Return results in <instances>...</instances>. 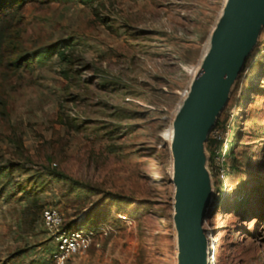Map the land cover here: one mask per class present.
Here are the masks:
<instances>
[{"label": "rangeland", "instance_id": "obj_1", "mask_svg": "<svg viewBox=\"0 0 264 264\" xmlns=\"http://www.w3.org/2000/svg\"><path fill=\"white\" fill-rule=\"evenodd\" d=\"M225 3L28 0L31 63L0 67V264H54L47 207L92 234L65 264H179L169 130ZM202 150L209 264H264V4Z\"/></svg>", "mask_w": 264, "mask_h": 264}, {"label": "water", "instance_id": "obj_2", "mask_svg": "<svg viewBox=\"0 0 264 264\" xmlns=\"http://www.w3.org/2000/svg\"><path fill=\"white\" fill-rule=\"evenodd\" d=\"M263 4L264 0L230 1L214 41L213 55L203 54V71L200 70L175 119L177 217L174 219L181 238L179 264H204L202 223L207 209L205 212L202 209L204 200L209 198L205 196L202 173V144L213 127L214 113L222 109L229 88L253 46Z\"/></svg>", "mask_w": 264, "mask_h": 264}, {"label": "trees", "instance_id": "obj_3", "mask_svg": "<svg viewBox=\"0 0 264 264\" xmlns=\"http://www.w3.org/2000/svg\"><path fill=\"white\" fill-rule=\"evenodd\" d=\"M27 3L28 0H0V67L4 72L10 73L31 63V55L24 49L20 35ZM57 54L64 63L70 61L64 52Z\"/></svg>", "mask_w": 264, "mask_h": 264}, {"label": "built area", "instance_id": "obj_4", "mask_svg": "<svg viewBox=\"0 0 264 264\" xmlns=\"http://www.w3.org/2000/svg\"><path fill=\"white\" fill-rule=\"evenodd\" d=\"M226 149L227 140L223 143L222 150L216 152L219 161L224 160ZM41 221L50 231L55 241V250L52 254L54 264H65L70 257L84 251L91 242V232L61 229L62 217L52 207H47L42 210Z\"/></svg>", "mask_w": 264, "mask_h": 264}, {"label": "bare ground", "instance_id": "obj_5", "mask_svg": "<svg viewBox=\"0 0 264 264\" xmlns=\"http://www.w3.org/2000/svg\"><path fill=\"white\" fill-rule=\"evenodd\" d=\"M230 1L231 0H226V3H225V9L223 10V13H222V19L224 20L225 16H226V12H227V9H228V6L230 4ZM221 18V17H220ZM208 41H209V47H208V50L206 51V53L210 52V55L212 56L213 55V51H214V42L212 40V37H209L208 38ZM202 62L204 61V57L202 56ZM205 65V63H203ZM202 68V69H201ZM203 66H202V63L200 64L199 66V71L202 70L203 71ZM197 73V70L195 72V75ZM217 112L214 113L213 115V119L217 116ZM172 125V129L169 130L170 132V141H171V144H170V149H171V154H172V182H173V185L176 181V166H177V163H176V154H175V150H174V143H175V137H176V123L175 121L171 124ZM208 202H210V199H205L204 202H203V209L202 211L205 212V210L207 209V206H208ZM173 210H174V216H176V201H175V187H174V206H173ZM177 217V216H176ZM203 262L204 264H208L209 261H210V245H209V241H208V237L207 235L204 233L203 235ZM175 240H176V246H175V249H176V254L179 255L180 252H181V238H180V231H179V228L177 227V224H176V235H175Z\"/></svg>", "mask_w": 264, "mask_h": 264}]
</instances>
